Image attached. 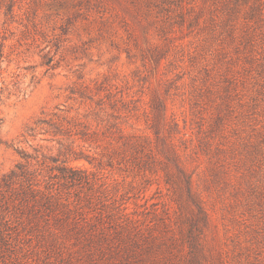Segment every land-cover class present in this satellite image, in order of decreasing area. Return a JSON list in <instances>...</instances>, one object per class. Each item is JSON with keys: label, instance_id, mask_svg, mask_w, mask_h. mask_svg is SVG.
Segmentation results:
<instances>
[{"label": "rangeland", "instance_id": "1", "mask_svg": "<svg viewBox=\"0 0 264 264\" xmlns=\"http://www.w3.org/2000/svg\"><path fill=\"white\" fill-rule=\"evenodd\" d=\"M82 86H101L94 100L106 92L123 100L114 110L106 98L90 108L70 94ZM156 105L159 139L171 136L203 201L209 263L264 264V0H0V177L28 154L41 188L54 183L85 200V185L60 174L90 180L94 172L109 193L129 190L134 216L156 214L177 230L187 212L161 172L143 179L83 160L63 163L47 135L21 136L42 114L56 113L145 138L156 152ZM16 228L0 244V264H80L66 239Z\"/></svg>", "mask_w": 264, "mask_h": 264}, {"label": "trees", "instance_id": "2", "mask_svg": "<svg viewBox=\"0 0 264 264\" xmlns=\"http://www.w3.org/2000/svg\"><path fill=\"white\" fill-rule=\"evenodd\" d=\"M5 7L7 13L13 11L9 2ZM232 8L229 16L237 12V1ZM100 88L82 86L70 94L87 101L91 108L97 95L95 90ZM109 95L106 92L104 98L94 103L104 105ZM122 100H109L110 109L114 110L115 102ZM153 110L156 123L151 128L156 152L145 138L125 135L112 126L97 124L91 129L77 118L56 113L42 114L21 136L27 142L37 134L47 135L60 146L57 157L62 156L63 163L69 162V158L83 160L95 170L126 169L143 179L161 172L172 201L181 214L187 212L181 216L177 230L169 228L163 218L155 219L156 214L149 221L134 216L136 212H129L127 205L131 198L129 190L118 195L109 193L106 183L99 182L101 178H95L94 172L88 175L90 180L76 173L60 172L61 179L85 185V200L77 193L63 194L54 183L41 188L35 171L28 167L35 158L23 154L21 159L25 163L17 164L0 177V244H7L13 233H19L18 226L30 232L44 228L42 231L50 236H60L77 248L80 264H210L204 239L209 220L203 201L193 188L192 174L181 166L171 136L159 139V105L153 106ZM64 140H70L66 147L62 145ZM85 146L93 153H85Z\"/></svg>", "mask_w": 264, "mask_h": 264}]
</instances>
